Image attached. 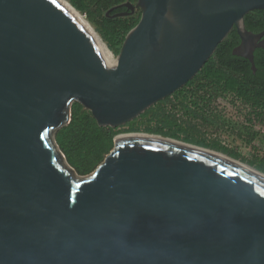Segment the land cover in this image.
<instances>
[{
  "label": "water",
  "instance_id": "95a60500",
  "mask_svg": "<svg viewBox=\"0 0 264 264\" xmlns=\"http://www.w3.org/2000/svg\"><path fill=\"white\" fill-rule=\"evenodd\" d=\"M137 8L139 22L107 67L56 1L0 0V264H105L76 237L112 213L113 228L131 219L130 241L187 230L173 239L197 264H244L251 243L264 242V173L217 151L162 135L117 136L91 175L77 178L64 163L52 132L73 101L100 126L123 125L190 81L234 26L233 53L256 70L264 30H248L245 15L264 0L126 1L106 16ZM221 186L240 190L241 201L216 195Z\"/></svg>",
  "mask_w": 264,
  "mask_h": 264
},
{
  "label": "rangeland",
  "instance_id": "374dc122",
  "mask_svg": "<svg viewBox=\"0 0 264 264\" xmlns=\"http://www.w3.org/2000/svg\"><path fill=\"white\" fill-rule=\"evenodd\" d=\"M67 1L89 22L109 48L114 39L125 38L131 30L130 22L125 16L107 18L106 11H101L98 7L99 0H76L78 6ZM130 1L136 4L138 0ZM140 13L141 9L137 8L131 15L132 19ZM114 55L117 56L116 53ZM204 66L210 73H223L224 76L229 73L221 70L213 55ZM202 80L207 81L206 78H201L200 81ZM192 88L191 86L184 98L173 93L166 97V102H156L154 105L165 107L167 114L151 123L145 122V118L139 119L137 122L141 129L138 131H128L136 117L118 127L100 126L89 109L80 102L73 101L70 105V118L52 132V140L62 154L64 163L77 178L91 175L114 149L115 138L129 132L162 135L211 149L264 173V116L259 113V107L251 102L242 103L234 95L230 108V102L218 91L216 98L206 107L204 118H200L192 112ZM189 91L191 92L188 93ZM147 126H151L157 133L145 131ZM86 163H89V167L85 170L83 167Z\"/></svg>",
  "mask_w": 264,
  "mask_h": 264
},
{
  "label": "clouds",
  "instance_id": "9594fccd",
  "mask_svg": "<svg viewBox=\"0 0 264 264\" xmlns=\"http://www.w3.org/2000/svg\"><path fill=\"white\" fill-rule=\"evenodd\" d=\"M213 192L221 197L241 201L242 192L235 188L216 187ZM118 214H101L91 221L88 234L77 236L90 252L99 253L105 264H197L193 250L177 243L173 237L185 235L187 230L169 226L167 229L130 241L133 231L131 219L113 228ZM74 243L71 247L76 248ZM244 264H264V242L254 240L244 255Z\"/></svg>",
  "mask_w": 264,
  "mask_h": 264
},
{
  "label": "trees",
  "instance_id": "16d2710c",
  "mask_svg": "<svg viewBox=\"0 0 264 264\" xmlns=\"http://www.w3.org/2000/svg\"><path fill=\"white\" fill-rule=\"evenodd\" d=\"M70 1L74 5L78 6L76 4V0H70ZM126 1H130V0H126ZM126 1L125 0L124 1L122 0H99L98 7L101 11L102 10L107 11V9H109L110 7L117 5L119 3L126 2ZM123 9L124 7H121V9L120 8L115 9L113 12L117 10H123ZM140 17H141V13L135 19H132L133 17L131 15L125 16V18L128 19V21L130 22L129 23L130 29H132L139 22ZM108 20L111 21L112 19H108ZM245 25L248 30L253 31L255 33L264 30V9H256V10L248 12L245 15ZM124 39L125 38L122 37V38H117L113 40L114 42L111 43L110 48L112 49L114 53L118 54L120 52ZM239 39H240V36L237 32V29L233 27L232 30L229 32V34L226 36V38L217 46L213 56L216 58L218 66L221 68V70L227 71L229 73H245L246 78L249 80L248 81L249 83L248 97L250 99H252V96L256 98L264 97V94H263L264 93V47H258L254 51V61H255V66H256V70L254 71L252 68V63L250 62L248 58L240 56V55H235L233 53V49L235 45L239 42ZM263 39H264V36H263ZM233 60H235L234 63H232ZM201 74H204L206 76L214 75L218 83L225 82V76L223 73H210L209 70H207V67L204 66L186 84L189 85V84L194 83L197 77ZM254 84H257L258 86H262V89H261L262 91L259 93H262L263 95L253 93L251 91L253 89ZM167 99L168 98L159 100L158 103H164L166 102ZM167 112L168 111L166 110L165 107L155 106V105L151 106L148 109H146L143 113H141L138 117H136V119L132 121L131 126L129 127L128 131L140 130L141 125L137 121L141 118H145V122L151 123L153 120L155 121L156 118L165 116ZM90 114L92 115L91 111H90ZM92 117L95 119L93 115ZM144 129L145 131L150 132V133H157L152 129L151 126H147ZM88 167H89V163H86L83 169L86 170Z\"/></svg>",
  "mask_w": 264,
  "mask_h": 264
},
{
  "label": "flooded vegetation",
  "instance_id": "af4514ba",
  "mask_svg": "<svg viewBox=\"0 0 264 264\" xmlns=\"http://www.w3.org/2000/svg\"><path fill=\"white\" fill-rule=\"evenodd\" d=\"M121 9V8H120ZM126 8L124 7L123 10L117 11H124ZM115 11V12H117ZM235 27V26H234ZM236 28V27H235ZM237 29V28H236ZM241 42V38L239 42L235 45H239ZM258 47H256L257 49ZM255 49V50H256ZM233 60L232 63H234ZM236 65V63H235ZM206 78L207 81L200 79ZM248 79L246 78L245 73H225V82L218 83L214 75L206 76L201 74L197 77L196 81L192 84L185 85L183 88L179 89L177 92H174L179 98H184L187 96V91L192 86V92L189 91L188 93L191 94L193 97L194 109L192 110L193 114L197 117L204 118L208 105L216 98L217 93L220 92L222 97L230 102V108L233 104V96H237L240 98L242 103L251 102L252 104H256L259 107V113L264 116V97H253L250 99L248 97ZM257 84L253 85V89L251 90L253 93H257L263 95L261 92L262 86H256ZM218 86V87H217ZM219 91V92H218Z\"/></svg>",
  "mask_w": 264,
  "mask_h": 264
},
{
  "label": "bare ground",
  "instance_id": "6f19581e",
  "mask_svg": "<svg viewBox=\"0 0 264 264\" xmlns=\"http://www.w3.org/2000/svg\"><path fill=\"white\" fill-rule=\"evenodd\" d=\"M58 4H60V6L62 8H64L82 27L85 28V30L90 34L91 38L93 39V41L95 42V44L98 46V48L100 49L103 58L106 62L107 67H113L116 63V57L113 54V52L111 51V49L109 48V46L107 45V43L101 38V36L95 31V29L89 24L88 21H86L82 15L79 13V11L73 7L72 4H70V2H68L67 0H55ZM148 138V137H152V138H158V139H162L161 136H155V135H150V134H146V133H129V134H121L118 135V139L119 140H123V139H127V138ZM222 157L228 158L227 156H224L220 153H216ZM242 165L246 168H248L251 171H256L254 168H252L249 165H246L244 163H242Z\"/></svg>",
  "mask_w": 264,
  "mask_h": 264
},
{
  "label": "snow or ice",
  "instance_id": "6c2138e0",
  "mask_svg": "<svg viewBox=\"0 0 264 264\" xmlns=\"http://www.w3.org/2000/svg\"><path fill=\"white\" fill-rule=\"evenodd\" d=\"M53 2H55V0H53Z\"/></svg>",
  "mask_w": 264,
  "mask_h": 264
}]
</instances>
